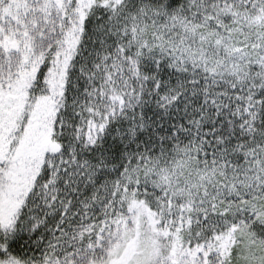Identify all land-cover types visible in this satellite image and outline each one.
Returning a JSON list of instances; mask_svg holds the SVG:
<instances>
[{
    "label": "snow or ice",
    "instance_id": "obj_1",
    "mask_svg": "<svg viewBox=\"0 0 264 264\" xmlns=\"http://www.w3.org/2000/svg\"><path fill=\"white\" fill-rule=\"evenodd\" d=\"M0 264H264V0H0Z\"/></svg>",
    "mask_w": 264,
    "mask_h": 264
}]
</instances>
